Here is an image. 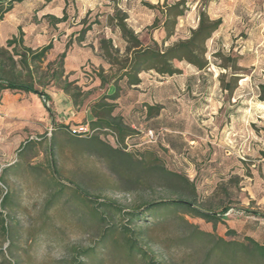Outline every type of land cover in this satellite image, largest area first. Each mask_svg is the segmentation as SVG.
<instances>
[{"label": "rangeland", "instance_id": "rangeland-1", "mask_svg": "<svg viewBox=\"0 0 264 264\" xmlns=\"http://www.w3.org/2000/svg\"><path fill=\"white\" fill-rule=\"evenodd\" d=\"M178 1L25 0L15 5L14 13L26 16L29 32L37 39L34 50L49 44L53 48L40 65L42 86H36L49 99L44 102L36 95L12 93L0 100V176L4 178L0 199L4 193L8 197L7 207L0 211L9 234L8 239L0 238V264H145L120 249L117 231L112 237L116 244H110V239L102 243L104 231L118 230L121 225H129L139 234L140 247L154 263L205 264L207 251L217 238L241 242L247 222L258 219L256 223H264V102L258 100L257 89L264 85V0H184L187 11L177 19L164 47L187 39L204 11L211 20L221 21L207 43L208 68L194 74L192 68L175 64L181 75L159 78L142 74L139 89L129 92L135 99L127 95L118 102L124 118L143 122L146 119L139 108L134 112L132 107L147 105L138 99L154 93L157 100H164L175 128L197 136L198 127H203L205 139H191L187 151L170 154L159 145L160 140L146 146L145 129L120 142L108 133L98 132L90 138L69 134L70 127L84 124V120L68 126L56 122L53 100L66 96L72 104L62 90L65 84H70V94H79L72 106L80 117L101 95L113 92L108 83L121 75L126 57V44L111 20L116 11L127 15V27L143 46H152L153 41L162 44L165 38L161 9ZM60 19L63 21L57 22ZM87 28L90 31L79 42L80 31ZM101 40H111L118 51H111V60L104 57ZM65 50L63 77L54 81L51 74L57 65L47 69V64L57 61ZM215 53L226 58H215ZM221 65H235L236 71ZM233 76L238 77L237 89L229 95L221 90V83L233 87ZM110 151L127 153L136 163L124 179L111 170ZM154 158L159 161L156 165L194 180L203 210L220 214L227 207L223 222L214 226L170 213L154 223L147 214L137 222L105 214L100 222L93 217L92 205L83 204L81 195L75 194L80 188L88 199L112 203L123 212H143L151 203L172 199L165 180L150 171ZM139 161L143 165H137ZM3 169H8L5 174ZM181 217L214 238L185 243L190 230ZM236 222L243 230L227 236L226 231L234 229ZM88 249H94L96 255L84 257ZM206 264L252 263L240 255L235 263L216 257Z\"/></svg>", "mask_w": 264, "mask_h": 264}, {"label": "trees", "instance_id": "trees-1", "mask_svg": "<svg viewBox=\"0 0 264 264\" xmlns=\"http://www.w3.org/2000/svg\"><path fill=\"white\" fill-rule=\"evenodd\" d=\"M23 1L25 0H0V20L11 12L16 4H20ZM186 11L187 7L184 0H179L172 5H164L161 9V14L164 18L163 29L165 31V38L162 44L153 41L152 46H143L134 32L127 27L125 22L127 15L122 11L115 12L111 20L115 21V27L119 30L121 39L126 44V57L121 67V75L118 76L117 80L113 79L108 83V87L114 89L113 92L111 94L104 93L99 97L98 101L89 108L93 117V121L88 123L91 130L96 129L101 133H107L106 130L111 131L120 142L136 137L137 133L131 128L130 121L135 122L138 121V119L124 118L123 114L119 112L120 107L117 102L122 100L123 97H127V95L135 99V96L129 94V92L140 86L142 82L140 75L149 72L155 74L159 78H172L181 75V69L175 67V64L190 67L197 72H202L208 68L209 62L206 57L207 43L219 30L221 21L219 19L211 20L204 11L199 13L197 27L190 32L187 39L179 40L164 47V43L167 42L173 34L177 19L182 17ZM62 21L63 19H60L57 22ZM88 31H90L89 28L80 31L79 42L83 41V36ZM100 44L104 57L108 60L112 59L111 51L115 53L118 52L114 49L111 40H101ZM52 48L51 44L36 50L26 47L23 42V34L20 30L16 37H12L4 46H0V100L4 92L26 93L39 96L44 100L49 99V96H45L43 91H38L36 86H42V82L39 80L40 65L45 61L47 54ZM65 57L66 50L58 56L57 61L47 64V69L53 64L57 65V69L52 71L51 74L54 81H60L63 77V63ZM213 57L226 58L218 53H215ZM221 68L236 71L235 65H221ZM231 78L234 84L233 87L231 85H224L223 82L221 83V90L229 95L237 89L236 84L238 77L233 76ZM103 83L104 81H102V84ZM69 87L70 84L67 83L63 86L62 90L66 95L70 96L72 104L76 105L75 100L78 98L79 94H70ZM257 89L258 100L264 102V85H258ZM134 99H131V101H134ZM137 109L140 116L146 119V121L157 117L161 110L159 106H147L143 105V103L140 104L139 107H132L134 112ZM147 131H153L158 134V141L160 140L161 130L149 129ZM27 144L28 143L23 145L18 152V158L22 155L21 151ZM48 149L50 165L52 166V146H49ZM110 153L111 155L108 161L111 170L118 177L124 179L123 176L134 169L136 163L132 160L131 155L127 153L121 151H110ZM153 161L155 165H152L150 171L165 180L172 190L173 197L169 200L151 203L146 206L143 212H123L120 207L112 203L99 201L98 199H88V195L80 188L75 189V194L81 195L83 204L92 205L93 217L100 222L104 221L105 214H111L112 216L121 215L127 222L140 221L142 216L147 214L149 220H152L154 223L158 222L160 218L166 217L168 213L171 215L175 214L176 218H178V214H181L183 216L200 219L214 226L218 222H223L224 214L228 210L227 207H224L220 214H215L211 210H203L198 204L194 180L191 181L187 176L181 173L168 171L164 169V167L156 165V163L159 162L156 158H154ZM137 165L140 166L143 165V163L139 161ZM7 170L8 169H3L2 173L5 174ZM0 183L2 185L4 184L3 176H0ZM7 199V193H4L0 199V208L5 209L7 207ZM99 210H102L104 214L101 212L99 213ZM254 214L256 215V213ZM180 220L183 225L190 230L188 236L184 240L185 243L199 242L204 238H214L211 234L199 231L196 226L187 223L182 217ZM116 231L121 237V250L126 252L130 257H140L145 264H158L154 263L151 257L142 250L139 245V234L135 233L134 229L130 228L129 225H121L118 230L114 231H104L101 237L102 243L110 239V242L112 241L110 244H116L114 239L112 240L113 234ZM238 234L239 233H236L234 230L228 229L226 231L227 236H237ZM8 235L6 217L0 211V238L8 239ZM95 255L94 249H88L83 252L84 257H93ZM240 255L246 257L248 263L264 264V241L261 242L258 238L249 236H243V241L241 242L236 240L225 241L223 238H217L212 242L211 247L207 251L204 262L206 264L217 257L220 258V260L235 263V259Z\"/></svg>", "mask_w": 264, "mask_h": 264}, {"label": "crops", "instance_id": "crops-1", "mask_svg": "<svg viewBox=\"0 0 264 264\" xmlns=\"http://www.w3.org/2000/svg\"><path fill=\"white\" fill-rule=\"evenodd\" d=\"M16 6H14L12 11L6 14L0 20V46H4L8 40H10L12 37H16L20 30L21 33L23 34L24 45L26 47H30L34 49L33 46L37 39L34 37L33 33L29 32V27H27L25 21L26 16H18L14 13ZM191 70L192 72H194V74L200 73L195 71L194 69ZM136 89H139V86ZM10 94H12V92H4L2 94V98L8 97ZM144 97H145L144 99H138L139 100L138 102L140 101L145 102L147 106H159L161 108L160 114L157 117L148 119L147 121H143V122L130 121V125L132 129H134L135 131H139L141 129L143 130L155 129L157 131L161 130V138L159 145L163 148L164 151H168V153L174 155H178L183 151H187L188 149H190L191 143H193L191 139H196L197 141L205 139L206 136L203 133L204 132L203 127H198L196 134L197 136L192 135V133L188 132L186 129L175 128L173 124L169 121V117H167L168 114L165 111V102L163 99L157 100V96H155L154 93L152 94L150 92L148 93V97H146V95H144ZM138 102H135L134 100V104H138ZM53 107L58 112L56 116L57 118L56 122L58 124H63L68 126L71 125V122L74 120H79V124L82 122V120H84L83 121L84 124H88L89 122L93 121V117L90 113V110L85 111L83 113V116L80 117L79 115L80 113H78L74 109L70 101L66 99V96H61L58 100H53ZM253 220L255 221L247 222L246 225H244L246 226L245 230L243 231L244 236L258 238L261 242H263L264 223H256L257 221H259L258 219H253ZM242 228L244 227L240 223L236 222V224L234 225V229L232 230H234L236 233H240L243 230Z\"/></svg>", "mask_w": 264, "mask_h": 264}, {"label": "built area", "instance_id": "built-area-1", "mask_svg": "<svg viewBox=\"0 0 264 264\" xmlns=\"http://www.w3.org/2000/svg\"><path fill=\"white\" fill-rule=\"evenodd\" d=\"M44 102L45 100L42 99ZM69 134H71L72 136H76V137H92L93 135H95L96 133H98V131L95 130H91L88 126V124H81L78 126H74V127H70L68 130ZM106 132L111 135L112 137H115L116 139V135L114 133H112L111 131H107ZM156 142H158V134L154 133L153 131H146L144 133V144L147 145H154L156 144ZM229 214V213H228Z\"/></svg>", "mask_w": 264, "mask_h": 264}]
</instances>
